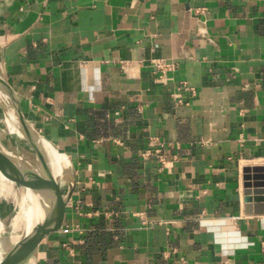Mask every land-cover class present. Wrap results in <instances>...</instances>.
I'll return each mask as SVG.
<instances>
[{
  "label": "crops",
  "instance_id": "1",
  "mask_svg": "<svg viewBox=\"0 0 264 264\" xmlns=\"http://www.w3.org/2000/svg\"><path fill=\"white\" fill-rule=\"evenodd\" d=\"M0 60L76 169L41 264H264L242 177L264 163V0H0ZM152 137L174 162L142 156Z\"/></svg>",
  "mask_w": 264,
  "mask_h": 264
},
{
  "label": "water",
  "instance_id": "2",
  "mask_svg": "<svg viewBox=\"0 0 264 264\" xmlns=\"http://www.w3.org/2000/svg\"><path fill=\"white\" fill-rule=\"evenodd\" d=\"M0 103L16 115L31 148L26 152V157L13 155L11 152L13 148L8 145L7 150L0 148V173L16 185L30 191L42 215L40 227L25 251H20V241L13 243L12 255L9 257L11 261L8 264H41L47 255L48 247L64 229L68 206L77 184L76 169L73 166V184L69 193L65 197L61 196L42 144V137L45 136L28 118L21 98L9 81L1 60ZM242 177L245 211L264 213V163L245 165ZM9 219L10 215H6L2 221L6 223Z\"/></svg>",
  "mask_w": 264,
  "mask_h": 264
},
{
  "label": "bare ground",
  "instance_id": "3",
  "mask_svg": "<svg viewBox=\"0 0 264 264\" xmlns=\"http://www.w3.org/2000/svg\"><path fill=\"white\" fill-rule=\"evenodd\" d=\"M42 144L50 161L57 189L60 195L65 197L73 184L74 169L65 152L54 142L42 137ZM7 145L13 148V150L8 149L13 155L20 157H26V152L31 149L16 115L0 103V148L7 150ZM15 191V183L0 173V196ZM22 195L25 204L14 218L16 226H24L16 238V241H20L21 252L31 244L42 222L40 208L33 194L22 188ZM5 233L6 227L0 218V264H8L12 255L13 244L7 246V243L2 242Z\"/></svg>",
  "mask_w": 264,
  "mask_h": 264
},
{
  "label": "built area",
  "instance_id": "4",
  "mask_svg": "<svg viewBox=\"0 0 264 264\" xmlns=\"http://www.w3.org/2000/svg\"><path fill=\"white\" fill-rule=\"evenodd\" d=\"M154 70L156 72V80L159 82H168L171 79V72L176 68V61L168 59L166 57H155L152 59ZM189 90L192 94H196V89L194 86L190 85L187 81H181L179 89ZM181 89L175 91L172 96L177 103L184 102ZM142 156L145 158L156 157L162 165L166 163L174 162L176 158L175 154H172L168 151V145L156 138L152 137L148 143V147L142 151ZM222 264H230L229 260L226 259Z\"/></svg>",
  "mask_w": 264,
  "mask_h": 264
},
{
  "label": "rangeland",
  "instance_id": "5",
  "mask_svg": "<svg viewBox=\"0 0 264 264\" xmlns=\"http://www.w3.org/2000/svg\"><path fill=\"white\" fill-rule=\"evenodd\" d=\"M15 190V193H8L0 196V218L2 219L6 215H10L9 221L4 223L6 233L2 237V242L7 243V246H10L16 241L18 233H20L24 227L23 225L16 226L14 223L15 216L21 211L22 206L25 204L23 201L22 187L15 184Z\"/></svg>",
  "mask_w": 264,
  "mask_h": 264
}]
</instances>
